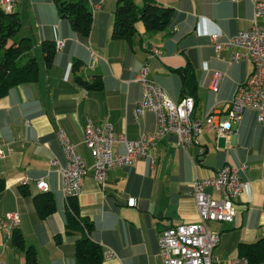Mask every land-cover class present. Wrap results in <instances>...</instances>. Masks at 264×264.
<instances>
[{"label":"crops","instance_id":"obj_1","mask_svg":"<svg viewBox=\"0 0 264 264\" xmlns=\"http://www.w3.org/2000/svg\"><path fill=\"white\" fill-rule=\"evenodd\" d=\"M88 1L93 22L85 40L60 16L54 0H16L14 9L21 16L19 37L32 40L31 50L24 55L37 58L39 76L12 86L0 98V179L4 181L0 192V264H28L25 249L17 248L3 227L10 211L20 216L17 228L26 245L34 247L36 264H82L76 255L82 232L67 230L61 175L50 163L53 156L62 163L66 160L56 131L64 128L91 166L94 159L84 141L87 119L112 122L119 138L136 139L153 130L154 112L147 111L138 120L134 116L136 103L143 97V85L136 75L148 64V75L180 101L184 96L182 79L175 68L189 62L198 81L193 116L203 122L199 141L184 148L175 134H167L149 150L150 155H157L155 164L150 157L140 158L110 169L103 182L97 181L90 169L77 196L80 215L93 222L89 235L102 247L101 264H162V230L199 218L193 180L227 163L245 165L240 171L243 187L235 200V221H210L209 225L220 234L214 249L219 264H230L235 255L246 256L241 244L264 238V122L258 120L254 109L246 108L241 119L233 123V132L220 134L211 127L229 118L235 91L254 67L250 58L230 62L231 49L224 47L217 52L211 34L219 32L224 39L249 28L254 0H156L174 8L172 23L148 32L139 20L131 41L113 36L118 0ZM135 1L143 5L146 0ZM259 21L264 23V16ZM60 38L65 43L56 48L53 63L47 66L42 42ZM78 75L89 80L100 78L103 86L87 88L79 83ZM215 82L218 89L213 88ZM113 147L126 151L120 139ZM42 177L48 180L56 203L46 217H40L35 206V196L42 192L35 180Z\"/></svg>","mask_w":264,"mask_h":264},{"label":"built area","instance_id":"obj_2","mask_svg":"<svg viewBox=\"0 0 264 264\" xmlns=\"http://www.w3.org/2000/svg\"><path fill=\"white\" fill-rule=\"evenodd\" d=\"M0 3L6 10H13L16 0H0ZM97 4L100 6V2ZM261 16H264V0H254L253 21L249 28L241 29L224 39L219 32L211 34L217 52L224 47L231 49L230 62L250 58L254 65L246 81L239 84L235 91L228 109L229 118L211 126L220 134L233 132V123L241 119L246 108L254 109L258 120L264 122V23L259 21ZM64 43L65 40L60 38L56 46L61 48ZM154 51L160 52L158 48H154ZM148 70L147 64H144L135 78L143 85V97L136 103L134 116L138 120L147 111L154 112L153 130L142 133L136 139L125 136L119 138L114 133L112 122L98 123L89 117L84 125V141L94 159L91 166L87 165L77 143L71 140L66 130L59 128L56 131L66 160L62 163L58 157L53 156L50 163L57 166L60 172L61 189L67 203L71 196H78L81 192L84 176L90 169H93L95 179L103 182L110 169L131 164L140 158L150 157L151 163L155 164L157 155H150L149 150L167 134H175L179 145L184 148L199 141L203 122L193 116L194 96L184 95L180 101H175L162 85L148 75ZM215 75L217 78L221 77L219 71ZM217 84H213L214 89H218ZM163 107H170V118H163ZM119 139L125 143V152L116 151L113 147V143ZM0 154H3V149H0ZM244 167L245 165L238 167L227 163L212 174L193 180L192 195L199 218L162 230L159 236L162 264H219V257L214 249L220 242V234L210 228L209 222L235 221V200L243 187L240 171ZM35 183L40 191L50 189L48 180L43 177L35 180ZM208 188L218 192L219 196H213ZM19 222L17 212L10 211L6 214L3 227L8 237L12 236ZM230 264H264V260L252 263L247 256L235 255L230 259Z\"/></svg>","mask_w":264,"mask_h":264},{"label":"trees","instance_id":"obj_3","mask_svg":"<svg viewBox=\"0 0 264 264\" xmlns=\"http://www.w3.org/2000/svg\"><path fill=\"white\" fill-rule=\"evenodd\" d=\"M54 2L60 16L67 18L72 27L86 40L90 35L93 22V9L89 1L54 0ZM174 15L172 6L163 5L156 0H146L143 5H139L135 0H118L115 8L113 36L131 41L133 35L137 33V21L142 20L148 32H155L170 25ZM20 28L19 11L6 10L0 3V98L6 95L12 86L36 80L39 76V63L35 56L28 58L25 63H19V59L32 48L30 37H16ZM56 50V41L43 40L42 51L47 66L52 65ZM78 64L79 61L75 63L76 68ZM175 70L181 76L183 94L194 96L196 107L198 81L194 66L189 62ZM77 80L87 88L100 89L103 86L100 78L89 80L78 75ZM3 188L4 181L0 179V192ZM35 206L40 217H46L55 210V198L50 190L39 192L35 196ZM92 227L93 222L80 215L77 196H71L67 203V230L74 228L82 232V236L76 243V255L82 264H101L103 259L101 245L90 238L89 232ZM11 240L17 248L25 249L28 264L37 263L34 247L26 245L19 228H14ZM241 250L252 263L264 260V238L252 243H242Z\"/></svg>","mask_w":264,"mask_h":264},{"label":"bare ground","instance_id":"obj_4","mask_svg":"<svg viewBox=\"0 0 264 264\" xmlns=\"http://www.w3.org/2000/svg\"><path fill=\"white\" fill-rule=\"evenodd\" d=\"M56 48H58V47H56ZM147 68H149L148 64H147ZM166 108H170V107H163V118H170V110H167ZM213 221H219V220H213Z\"/></svg>","mask_w":264,"mask_h":264},{"label":"rangeland","instance_id":"obj_5","mask_svg":"<svg viewBox=\"0 0 264 264\" xmlns=\"http://www.w3.org/2000/svg\"><path fill=\"white\" fill-rule=\"evenodd\" d=\"M20 35L18 34V36L16 35V37L18 38ZM15 37V38H16ZM28 59V56L27 55H23L20 59H19V63H25Z\"/></svg>","mask_w":264,"mask_h":264}]
</instances>
